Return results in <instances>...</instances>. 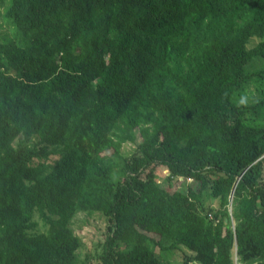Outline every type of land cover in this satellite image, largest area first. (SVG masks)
Here are the masks:
<instances>
[{
  "label": "trees",
  "instance_id": "16d2710c",
  "mask_svg": "<svg viewBox=\"0 0 264 264\" xmlns=\"http://www.w3.org/2000/svg\"><path fill=\"white\" fill-rule=\"evenodd\" d=\"M1 18L0 264H264V0ZM79 214L104 222L83 257Z\"/></svg>",
  "mask_w": 264,
  "mask_h": 264
},
{
  "label": "rangeland",
  "instance_id": "374dc122",
  "mask_svg": "<svg viewBox=\"0 0 264 264\" xmlns=\"http://www.w3.org/2000/svg\"><path fill=\"white\" fill-rule=\"evenodd\" d=\"M7 2L8 0H4L2 4L0 3V34L8 38H13L15 36L13 27L3 18H1L3 9L7 5ZM132 148L133 145L124 144L122 150L130 151ZM166 173L167 171L164 168H161L159 171H157L158 178H162ZM262 174L264 180V158L262 165ZM188 183H190V181L187 179L185 181V185H188ZM83 217V214L77 215L73 223V229L81 241V248L77 252L79 257H83L85 254L90 255L99 252L101 243L103 241V235L101 231L104 225L103 218L92 216L88 218L87 224H82V221L80 219H82Z\"/></svg>",
  "mask_w": 264,
  "mask_h": 264
}]
</instances>
